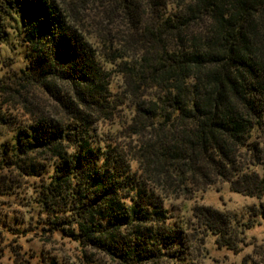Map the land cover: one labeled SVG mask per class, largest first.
<instances>
[{
  "label": "trees",
  "instance_id": "16d2710c",
  "mask_svg": "<svg viewBox=\"0 0 264 264\" xmlns=\"http://www.w3.org/2000/svg\"><path fill=\"white\" fill-rule=\"evenodd\" d=\"M6 18L27 51L0 79L5 97L24 90L19 121L0 115V195L32 178L35 228L113 264H198L206 236L247 244L264 219V0H0ZM218 184L260 201L246 218L179 213ZM239 264H264V245Z\"/></svg>",
  "mask_w": 264,
  "mask_h": 264
},
{
  "label": "rangeland",
  "instance_id": "374dc122",
  "mask_svg": "<svg viewBox=\"0 0 264 264\" xmlns=\"http://www.w3.org/2000/svg\"><path fill=\"white\" fill-rule=\"evenodd\" d=\"M22 39L23 35L15 27L14 21L10 18L4 19L0 24V79L26 65L27 48ZM16 88V92L6 97L0 94V115L15 122L21 118L19 94L24 92L20 87ZM46 100L39 96L38 102L48 106ZM10 127V124L0 125V150L3 144L12 142ZM16 178L18 181L16 191L0 195V264H113L100 255L94 256L95 260L89 262L84 258L83 250L76 241L62 237L56 232L50 233L35 228L37 217L43 215L38 214L37 210L27 212V197L30 195L27 185L32 178L29 180L18 176ZM259 201L231 192L227 184H218L197 193L193 199L186 202L187 210H180L179 213L188 215L191 205L203 204L219 210H229L246 218L248 208L257 206ZM261 201L264 202V198ZM170 204L172 206L169 209L172 210L180 203L179 200H171ZM15 220H20L21 223ZM190 228L195 233L198 230L194 224ZM246 242L239 252L234 253L217 247L212 236L203 237L201 243L197 240L196 261L198 264H239L242 256L250 253L254 245H264V219L247 230ZM87 253L89 254L88 251Z\"/></svg>",
  "mask_w": 264,
  "mask_h": 264
}]
</instances>
